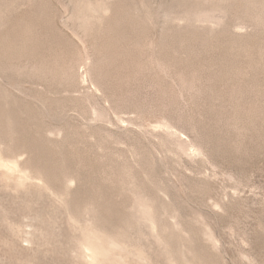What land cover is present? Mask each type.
<instances>
[{
	"label": "rangeland",
	"instance_id": "rangeland-1",
	"mask_svg": "<svg viewBox=\"0 0 264 264\" xmlns=\"http://www.w3.org/2000/svg\"><path fill=\"white\" fill-rule=\"evenodd\" d=\"M0 264H264V0H0Z\"/></svg>",
	"mask_w": 264,
	"mask_h": 264
}]
</instances>
